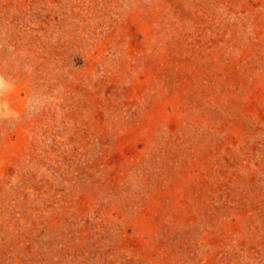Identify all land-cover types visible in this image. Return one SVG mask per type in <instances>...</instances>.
<instances>
[{
  "label": "rangeland",
  "instance_id": "rangeland-1",
  "mask_svg": "<svg viewBox=\"0 0 264 264\" xmlns=\"http://www.w3.org/2000/svg\"><path fill=\"white\" fill-rule=\"evenodd\" d=\"M0 264H264V0H0Z\"/></svg>",
  "mask_w": 264,
  "mask_h": 264
}]
</instances>
